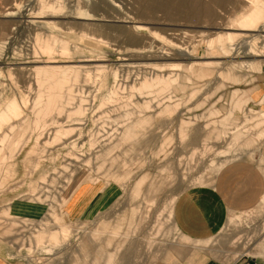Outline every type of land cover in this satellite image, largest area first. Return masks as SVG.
<instances>
[{
    "label": "rangeland",
    "instance_id": "374dc122",
    "mask_svg": "<svg viewBox=\"0 0 264 264\" xmlns=\"http://www.w3.org/2000/svg\"><path fill=\"white\" fill-rule=\"evenodd\" d=\"M213 1L0 0L7 257L264 264V100L253 98L264 89V31L228 30L253 0ZM31 21L55 25L58 35ZM227 33L258 39L249 52L237 40L227 44ZM48 42L67 48L44 52ZM150 79L160 82L151 93L142 88ZM51 96L53 112L35 117ZM247 96L244 106L235 101ZM196 185L222 193L227 219L219 234L195 244L177 231L171 209ZM78 198L87 203L81 217Z\"/></svg>",
    "mask_w": 264,
    "mask_h": 264
},
{
    "label": "crops",
    "instance_id": "0c3cea01",
    "mask_svg": "<svg viewBox=\"0 0 264 264\" xmlns=\"http://www.w3.org/2000/svg\"><path fill=\"white\" fill-rule=\"evenodd\" d=\"M235 77L234 79H236ZM255 101L264 100V89L255 92ZM250 97L236 99L237 103L244 106ZM263 113L259 118L264 117V102L261 105ZM260 137H264L262 130L258 131ZM223 177L222 180H225ZM83 198L75 202L74 214L82 216L87 203ZM171 219L177 231L185 239L201 243L215 237L222 230L227 219V204L222 193L216 188L208 185H196L182 190L176 197L172 209ZM197 248V247H192ZM0 264H17L15 260L7 257L0 248ZM199 264H221L210 259L202 260ZM242 264V263H236ZM247 264H251L248 262ZM253 264V263H252Z\"/></svg>",
    "mask_w": 264,
    "mask_h": 264
},
{
    "label": "bare ground",
    "instance_id": "6f19581e",
    "mask_svg": "<svg viewBox=\"0 0 264 264\" xmlns=\"http://www.w3.org/2000/svg\"><path fill=\"white\" fill-rule=\"evenodd\" d=\"M213 1V0H212ZM224 1V0H223ZM222 0H216V4L218 5L219 3L221 4L222 2H223ZM213 2H215V1H213ZM260 2V1H259ZM257 0H253V1H251V4H250V6H248V7H246L245 6V9H244V13L243 14H241V15H239L238 17H236L234 20H232V21H230L229 22V26H230V28L228 29V30H247V31H249V32H255L256 30H258V32H263L264 31V6L262 7L261 6V4L259 3ZM212 3V2H211ZM214 4V3H213ZM196 9V8H195ZM208 9V8H207ZM203 13L205 14H207V12H206V10L204 11L203 10ZM10 15V13H8V15H6V16H9ZM208 15H209V13H208ZM206 17L208 18V16L206 15ZM195 18V17H194ZM196 19V18H195ZM31 23V25L32 26H36L37 28H38V30H40V31H42L43 33H44V35H48V34H52V35H54V36H56V35H58L57 34V32H56V27H55V25H50V24H48V23H42V24H40V25H36L37 24V22H33V21H31L30 22ZM236 35H238V34H236ZM236 35H233V34H229V33H227L226 35H225V39H226V43L227 44H229L230 46L237 40L238 42H239V46H244V47H246L247 49H249V52H252V49L255 47V44H254V41L256 40V39H258V35H256V34H250V35H243V37H241V38H238ZM59 44V42H56V43H54V44H50L49 42L48 43H46L42 48H41V50H43L44 52H55V51H57L58 50V48H60L61 49V51L62 52H64L65 50H66V44H64V43H61V45L59 46L58 45ZM56 45V46H55ZM238 46V47H239ZM226 56V55H225ZM222 70V69H221ZM159 81H156V80H153V79H150V80H144L143 82H142V88L143 89H145V92H146V90H148L150 93L153 91V87L158 83ZM160 83V82H159ZM152 89V91H150ZM132 90V89H131ZM115 92V91H114ZM135 92V91H134ZM140 92H141V90H140ZM149 92H147L148 94H150ZM164 93V92H163ZM162 93V94H163ZM116 94V93H115ZM154 95V94H153ZM152 95V96H153ZM151 96V95H150ZM105 97V96H104ZM116 97V96H115ZM106 99V98H105ZM131 100V99H130ZM46 104H45V106L43 107V110H40V112L38 113V114H36L35 115V117H37V115H40V116H44L45 117V115L46 114H50V111L52 110V108H54V104H55V102L54 101H56V99L54 98V97H48V99H46ZM108 101V100H107ZM111 101H112V99H111ZM154 101V100H153ZM102 102V101H101ZM119 102V101H118ZM104 105V104H103ZM175 105V104H174ZM147 108H149V107H147ZM82 109V108H81ZM175 109V108H174ZM80 110V109H79ZM147 110V109H146ZM51 112H53V111H51ZM60 113V112H59ZM82 114V113H81ZM80 115V114H79ZM50 116V115H49ZM60 116H61V114H60ZM77 116H78V114H77ZM34 117V116H33ZM72 117V116H71ZM83 117V116H82ZM37 118H40V117H37ZM46 118V117H45ZM101 118V117H100ZM108 118V117H107ZM42 119V118H41ZM35 120V121H34ZM34 123L32 122L31 124H34V127L35 128H38L39 126H43V123H42V121H40V119H38V120H36L35 118H34ZM43 120H44V118H43ZM7 121V119L4 117V116H0V122L1 123H5ZM94 122V121H93ZM99 123V122H98ZM51 124V122L49 123V124H47V125H50ZM59 124V123H58ZM95 124V123H94ZM28 125V124H27ZM54 126H55V124H53ZM52 126V125H51ZM119 126V125H118ZM15 127V126H14ZM28 127V126H27ZM33 127V128H34ZM53 127V126H52ZM102 127V126H101ZM42 128L43 127H41L40 129H41V131L42 132H44L43 130H42ZM46 128V125H45V127L43 128V129H45ZM48 128V127H47ZM46 128V129H47ZM50 128V127H49ZM14 128H12V130H13ZM34 130H37V129H34ZM24 132V131H23ZM36 132V131H35ZM40 132V131H39ZM38 132V133H39ZM57 132V131H56ZM65 132V131H64ZM103 132H105V131H103ZM11 133V132H10ZM34 133V132H33ZM37 133V134H38ZM57 133H60V131L59 132H57ZM57 133H56V135H54V136H57ZM68 133V132H67ZM98 133V132H97ZM48 134H50V133H48ZM55 134V133H54ZM31 135V134H30ZM43 134L41 133V136H42ZM70 135V134H69ZM53 136V137H54ZM14 137V136H13ZM17 137V136H16ZM38 137V136H37ZM40 137V136H39ZM48 137V136H47ZM52 137V138H53ZM42 138V137H41ZM56 138H58V137H56ZM55 137L53 138V139H55V141L57 140H59V139H56ZM36 139V138H35ZM37 140H39V138H37ZM52 140V139H51ZM13 141V140H12ZM36 141V140H35ZM53 142H55L54 140H52ZM56 141V142H57ZM102 141V140H101ZM37 142V141H36ZM52 142V143H53ZM9 143H10V141H9ZM50 144H51V142H50ZM55 144V143H54ZM91 144V143H90ZM2 149V148H1ZM1 149H0V151H1ZM3 153V152H2ZM10 153V152H9ZM10 154H8V156H9ZM11 156V155H10ZM5 157V156H4ZM3 159V158H2ZM4 162V161H3ZM2 162V163H3ZM2 171V170H1ZM62 231H65V230H62Z\"/></svg>",
    "mask_w": 264,
    "mask_h": 264
},
{
    "label": "water",
    "instance_id": "95a60500",
    "mask_svg": "<svg viewBox=\"0 0 264 264\" xmlns=\"http://www.w3.org/2000/svg\"><path fill=\"white\" fill-rule=\"evenodd\" d=\"M263 72H264V70H263ZM253 262H251V264H252Z\"/></svg>",
    "mask_w": 264,
    "mask_h": 264
}]
</instances>
